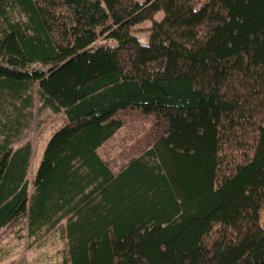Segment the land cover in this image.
Instances as JSON below:
<instances>
[{
	"label": "trees",
	"instance_id": "1",
	"mask_svg": "<svg viewBox=\"0 0 264 264\" xmlns=\"http://www.w3.org/2000/svg\"><path fill=\"white\" fill-rule=\"evenodd\" d=\"M34 84L66 123L29 192ZM22 219L61 264H264V0H0V231Z\"/></svg>",
	"mask_w": 264,
	"mask_h": 264
},
{
	"label": "rangeland",
	"instance_id": "2",
	"mask_svg": "<svg viewBox=\"0 0 264 264\" xmlns=\"http://www.w3.org/2000/svg\"><path fill=\"white\" fill-rule=\"evenodd\" d=\"M14 14L17 18H22L17 12ZM162 17L163 12H159L155 19L160 20ZM150 24L146 22L133 29V34L142 43L147 41ZM30 94L33 99L32 107L26 111L19 122L12 125L11 129L12 148L15 149L25 143L31 145V158L26 176L29 192L32 190L31 182L48 140L66 123L63 112L53 113L42 105L37 84L31 87ZM150 124L149 117L134 112L133 118H127L125 126L113 136L109 144V147L113 146L111 155L115 156L122 144L130 145L138 135L141 136L149 128ZM99 153L105 158L102 149ZM64 250L65 240L60 238L58 232L50 233L34 242L33 238L27 236L26 219L0 231V264H61Z\"/></svg>",
	"mask_w": 264,
	"mask_h": 264
}]
</instances>
